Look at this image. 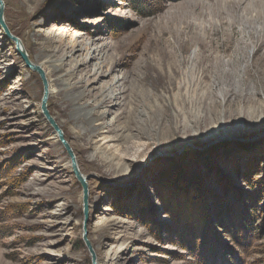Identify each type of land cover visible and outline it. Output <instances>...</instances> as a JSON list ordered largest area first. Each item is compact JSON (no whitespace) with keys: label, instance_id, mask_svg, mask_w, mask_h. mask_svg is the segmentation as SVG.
Listing matches in <instances>:
<instances>
[{"label":"rangeland","instance_id":"obj_1","mask_svg":"<svg viewBox=\"0 0 264 264\" xmlns=\"http://www.w3.org/2000/svg\"><path fill=\"white\" fill-rule=\"evenodd\" d=\"M2 1L31 62L41 48L57 56L68 38L85 41L110 62L99 83L121 78L122 100L95 109L113 106L101 120L110 125L92 132L71 117L68 97L47 99L90 176L85 219L81 184L41 109V78L0 28V264H95L92 243L102 264H204L195 251L205 236L235 251L229 227L215 223L232 206L256 210L253 238L234 255L264 264V198H255L264 187V0H140L151 4L142 13L129 0ZM89 84L77 88L80 103L97 92Z\"/></svg>","mask_w":264,"mask_h":264},{"label":"bare ground","instance_id":"obj_2","mask_svg":"<svg viewBox=\"0 0 264 264\" xmlns=\"http://www.w3.org/2000/svg\"><path fill=\"white\" fill-rule=\"evenodd\" d=\"M67 34H68V32H67ZM62 35H63V33H62ZM67 40H69V41L62 44V46L58 45L57 49H55L56 51L54 50L55 52H59V54L57 56L54 55V53H52V51L47 52V50H44V48H41L40 52L37 55V58L34 59L33 63L36 64L37 66L41 67V68L43 66L42 69H44V72L46 75V80L48 82L47 88H46L47 97L49 98L53 93H57V92H61L64 96L68 97L70 104L72 106L71 117L74 120L79 121L82 124V126H83V124L90 126V130L92 132H94L97 130V128H96L97 126L98 127L100 126V128H102L105 126L106 123H108L105 121L104 122L101 121L103 118L105 119L106 113L109 114V113L113 112L112 108L114 105H116V104L121 105V100H122L121 94H122V92H120L121 94H119V95L116 92H114V87H116V86L120 87L122 85L121 84L122 82L120 81L121 78H117L115 81H113L114 79H112L110 82H103L104 81L103 80L102 82L99 83L100 77H103L105 75V73L109 72V68H110V66L108 65V63L110 64L109 60L106 61L105 59H102V57H100V58L98 57V55L100 54L102 49L94 47V48H92V52H90V51H88L90 47H87V42H85V41H81V42L76 41L75 42V38H74V40H72V37L68 38ZM57 41H59V40H57ZM57 41H54V42L56 43ZM84 50L87 52L85 55L82 54V52ZM77 53H79L78 59L75 58ZM80 55H82V58H80ZM91 59H93V62L91 63L92 68L91 69L89 68L90 70L84 76L81 75V77H79V79H75V82H71L68 80V78H67L68 76H72L78 67L85 65L88 62V60H91ZM63 64L64 65L70 64V65H69V68L67 70L63 71L62 74H59V71H61L60 69H61V66ZM82 73H84V72H82ZM53 76H56L55 79L54 78L50 79ZM85 80L88 81V83H90L89 89H86V90H88V92L97 90V92L91 97L92 99L89 98V100H92L91 102L87 101L84 103H80L79 100H82L86 96V92L84 93L83 90L79 91L77 88H78L80 82L85 81ZM86 85H88V84H86ZM108 97L112 98V100H110L109 102L113 103V106H111L108 109V111L105 108V110H100L99 112H96L95 109L100 108L102 106V104L103 105L105 104V106L109 105L108 101L106 100V98H108ZM96 113H98V115ZM115 115H117V113ZM114 117L116 118L117 116H114ZM94 120H97L98 122L96 124H93ZM55 123L58 124L57 120L55 121ZM85 125H84V127H85ZM109 125L110 124L108 123V126ZM88 130H89V128H88ZM54 137L57 138L56 131H54ZM230 139H231V137H230ZM55 140L57 141V139H55ZM190 152H192V151H190ZM75 159H76V157H75ZM68 164L70 166V160H69ZM78 167H79V165H78ZM162 209H163V206H162ZM189 214L190 213H188L187 215H189ZM178 218L180 220L189 219L188 216H182V217L180 216ZM188 222H191V219H189ZM92 248H93L92 249L93 253H95V255H96V262H94V263L95 264H102L100 259H99L100 256L99 257L97 256V251H96V248H94L93 243H92Z\"/></svg>","mask_w":264,"mask_h":264},{"label":"trees","instance_id":"obj_3","mask_svg":"<svg viewBox=\"0 0 264 264\" xmlns=\"http://www.w3.org/2000/svg\"><path fill=\"white\" fill-rule=\"evenodd\" d=\"M131 7L134 8L137 12H150L151 4L143 3L140 0H129ZM155 4H158L159 2L157 0L154 1ZM175 170V169H174ZM172 174V172H171ZM169 174V175H171ZM174 174H177L174 171ZM182 179L180 177H177L174 182H180ZM177 188V187H176ZM256 195L255 198H264V187H260L256 189ZM175 193V191H173ZM185 195V194H184ZM186 196V195H185ZM259 200V199H258ZM257 200V201H258ZM180 204L178 203V206H174L175 208L180 211L187 210V207L182 205L184 209H180ZM252 206L250 205V208ZM165 207L163 206V209ZM226 207L223 208V210L226 211ZM232 213L225 215V213H222V215H219L218 221L215 220L216 224H220L221 228H227L229 227L230 232V239L229 241L234 243V250L225 243L220 244L219 241L212 238L211 235H209V238L207 236L203 237L199 242V250L195 251V256L202 259L204 264H240L239 257L236 258L234 254H236L237 248H242L245 245L249 244V242L253 238V232L256 228L252 225L251 221H254V214H256L255 208H253L251 211L247 210V207L244 208H238V206H232L231 208ZM199 212L200 209L198 210ZM234 211V212H233ZM179 213V214H180ZM221 214V213H219ZM233 214V215H232ZM187 215V214H185ZM201 215V213L199 214ZM194 218V217H193ZM198 216L196 217V219ZM257 220V218H255ZM184 220V219H183ZM188 222L191 225V228L197 227L199 225V221H196L195 223ZM251 222V223H248ZM234 239H232V238ZM220 240V239H219ZM196 242L192 243V246L190 247L192 249L196 248Z\"/></svg>","mask_w":264,"mask_h":264},{"label":"water","instance_id":"obj_4","mask_svg":"<svg viewBox=\"0 0 264 264\" xmlns=\"http://www.w3.org/2000/svg\"><path fill=\"white\" fill-rule=\"evenodd\" d=\"M3 1L0 0V28L3 30V32L5 33V35L13 42V44L15 45L16 51L17 53L21 56V58L25 61V64L27 65V67H29L31 70L35 71L36 73L39 74L42 84H43V93H42V98H41V109L43 114L45 115L46 120L50 123L51 127L56 131V135L60 141V143L63 145V147L66 149L68 155H69V159H70V166L71 169L75 175V177L77 178V180L79 181V183L81 184L82 187V193H83V207H84V212H85V219L87 217V210H88V185H87V180L89 179V175H84L82 174V172L80 171L78 164L76 162L75 156L71 150L70 145L66 142V140L64 139L62 130L59 128V126L55 123V120L53 119V117L49 114L48 109H47V80L45 78L44 72L42 71V69L37 66L36 64H34L33 62L30 61L29 56L26 52V50L24 49L23 45L21 44V40L20 38H18L15 35H12L11 32L8 30V27L4 21V13H3ZM250 133V132H249ZM248 135V133H245L243 136ZM224 139H230L229 136L223 135L221 137H219L218 140H224ZM215 141H212V143ZM186 145H191V144H186ZM194 147H197L194 144ZM86 245L88 246V248L90 247L88 241L86 240V238H83Z\"/></svg>","mask_w":264,"mask_h":264}]
</instances>
